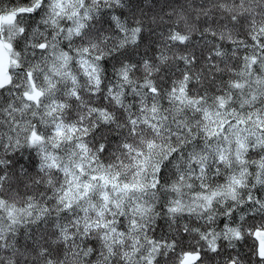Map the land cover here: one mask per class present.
<instances>
[{
  "label": "trees",
  "instance_id": "obj_1",
  "mask_svg": "<svg viewBox=\"0 0 264 264\" xmlns=\"http://www.w3.org/2000/svg\"><path fill=\"white\" fill-rule=\"evenodd\" d=\"M15 11L0 264H264V0Z\"/></svg>",
  "mask_w": 264,
  "mask_h": 264
},
{
  "label": "rangeland",
  "instance_id": "obj_2",
  "mask_svg": "<svg viewBox=\"0 0 264 264\" xmlns=\"http://www.w3.org/2000/svg\"><path fill=\"white\" fill-rule=\"evenodd\" d=\"M17 13L18 11H15L0 16V28L4 24L13 22ZM14 66L15 60L11 56V45L0 39V86L10 83V69Z\"/></svg>",
  "mask_w": 264,
  "mask_h": 264
},
{
  "label": "water",
  "instance_id": "obj_3",
  "mask_svg": "<svg viewBox=\"0 0 264 264\" xmlns=\"http://www.w3.org/2000/svg\"><path fill=\"white\" fill-rule=\"evenodd\" d=\"M256 238L258 239V241L260 243V247H261V251H262V249H264V231L257 232ZM229 264H234V262H230Z\"/></svg>",
  "mask_w": 264,
  "mask_h": 264
},
{
  "label": "flooded vegetation",
  "instance_id": "obj_4",
  "mask_svg": "<svg viewBox=\"0 0 264 264\" xmlns=\"http://www.w3.org/2000/svg\"><path fill=\"white\" fill-rule=\"evenodd\" d=\"M262 253H264V249H262V251H261Z\"/></svg>",
  "mask_w": 264,
  "mask_h": 264
}]
</instances>
